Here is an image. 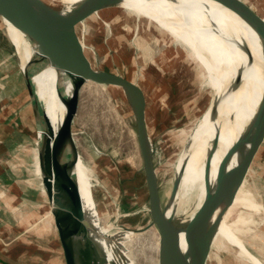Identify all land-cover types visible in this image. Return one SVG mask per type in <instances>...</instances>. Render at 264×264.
I'll list each match as a JSON object with an SVG mask.
<instances>
[{
  "label": "rangeland",
  "instance_id": "rangeland-1",
  "mask_svg": "<svg viewBox=\"0 0 264 264\" xmlns=\"http://www.w3.org/2000/svg\"><path fill=\"white\" fill-rule=\"evenodd\" d=\"M43 1L58 8L62 15L72 12L69 0H56L57 3L53 0ZM243 1L259 15L264 14L257 0ZM30 4L34 8L35 4L31 1ZM4 29L0 21V46L3 47L0 59H10V66L8 62H3L0 74L17 73L13 77L16 89L12 87L10 93L19 94L25 82L26 94L16 101V120L32 136L28 135L29 160L22 154L17 157L33 163L31 152L36 153L38 149L37 119L41 109L36 105L31 85L25 78L23 70L26 67L23 68L24 61L17 54L13 35L6 31L9 40ZM75 32L94 68L132 79L148 94L147 132L152 144L160 202L162 208H166L177 185L174 179L177 157L192 123L206 108L211 91L200 85L201 77L197 67L193 66L195 64L188 58H178H184L181 48L173 45L152 22L143 19L137 22L116 4L78 23ZM27 42L31 53L28 62L41 68L46 88L60 118L63 102L58 99L56 92L59 95L58 86L61 83L55 86V75H61V69L28 35ZM27 97L32 106H29ZM17 136L19 142L23 135L18 131ZM72 137L78 156L87 165L91 175L92 188L88 189L90 221L87 224L91 230L87 228L86 231L94 234L87 247L90 263L158 264L159 233L148 210V192L135 118L122 89L93 82L84 83L78 91L72 119ZM68 147L72 150L69 144ZM237 153L225 172L233 167ZM37 180L39 182V178ZM38 182L33 194L37 193L35 197L38 200L27 203L31 207L26 212L25 224L14 225L10 229L14 232L12 237L19 244L21 238L26 241V244L21 245H29L27 248L32 250L31 264H65L61 261L63 256L57 232L43 220L45 204ZM232 189L234 191L225 207L218 208L227 212V225L232 224L237 217L242 218L237 225L242 233L236 235L264 264V141L246 177L238 187ZM242 196L249 197L261 209L254 211L243 204L232 203L234 198ZM44 198L49 207L46 195ZM193 201L194 195L189 198L188 209L192 208ZM181 215L184 214L181 212ZM218 253V260L212 264H248L228 250ZM18 256L17 264L24 260V256Z\"/></svg>",
  "mask_w": 264,
  "mask_h": 264
},
{
  "label": "bare ground",
  "instance_id": "bare-ground-1",
  "mask_svg": "<svg viewBox=\"0 0 264 264\" xmlns=\"http://www.w3.org/2000/svg\"><path fill=\"white\" fill-rule=\"evenodd\" d=\"M29 1L35 4L34 8L40 6L37 0ZM68 2L73 12L85 8L89 0ZM116 5L137 22L141 19L152 22L173 45L181 48L184 58H178H188L194 63L201 77L200 85L211 91L206 108L192 123L177 157L174 172L176 189L172 200L164 208L166 218L176 228L184 227L206 203V197L213 194L216 183L227 170L235 152L238 153L231 169L241 162L249 149L264 95L263 42L252 22L219 0H117ZM260 16L264 18V14ZM0 20L6 31L13 35L17 54L24 61L23 68L26 67L22 69L25 78L35 90L36 101L47 113L55 134L61 124L60 118L46 88L41 68L28 62L31 53L27 35L9 20L3 17ZM59 159L62 163H72L73 151L68 144L61 151ZM74 161L68 172L78 184L83 220L72 234L71 241L77 260L81 264H91L87 258V247L94 234L86 232L87 228L91 230L87 225L90 221L88 189L92 188L91 175L80 156ZM233 191L229 189L224 193L223 201L219 202L208 222V225L212 222L217 225L209 239L206 264L215 263L218 252L227 250L248 264H263L236 235L242 233L237 227L242 218L237 217L232 224H225L227 212L222 211V208L230 200ZM192 195L195 201L192 208L188 209ZM233 202L254 211L261 209L259 204L246 196L236 197ZM219 206L222 208L219 209ZM178 244L180 250L186 253L182 232L179 233Z\"/></svg>",
  "mask_w": 264,
  "mask_h": 264
},
{
  "label": "water",
  "instance_id": "water-1",
  "mask_svg": "<svg viewBox=\"0 0 264 264\" xmlns=\"http://www.w3.org/2000/svg\"><path fill=\"white\" fill-rule=\"evenodd\" d=\"M37 1L40 6L33 8L29 0H0V16L33 39L56 67L68 74L75 72L78 76L69 99L59 97L56 92L58 99L60 98L65 105V111L55 134L45 110L38 113L42 119V126L46 128L45 137L38 145L41 181L48 203L52 202L51 213L64 263L81 264L74 254L71 236L83 220V208L78 184L69 175L68 170L78 156L72 137V119L76 110L78 91L84 83L93 82L121 88L131 106L148 192V210L151 221L159 233L158 264H206L210 250L209 239L217 225L216 222L208 225V222L224 198V193L238 187L246 177L252 160L264 141V95L257 113L251 144L244 158L236 167L222 174L213 194L209 198L206 197V203H203L204 205L193 214L186 225L176 228L166 218L160 202L152 144L146 125L148 94L132 79L94 68L75 32L78 23L116 4L117 0H89L85 8L64 15L43 0ZM219 1L252 22L260 34L264 48V18L243 0ZM67 144L73 151L72 163H62L59 159L61 151ZM50 156L54 157L52 173L49 165ZM54 197L59 198L57 200L61 205L54 201ZM180 232L184 233L186 253L180 250L178 244Z\"/></svg>",
  "mask_w": 264,
  "mask_h": 264
},
{
  "label": "crops",
  "instance_id": "crops-1",
  "mask_svg": "<svg viewBox=\"0 0 264 264\" xmlns=\"http://www.w3.org/2000/svg\"><path fill=\"white\" fill-rule=\"evenodd\" d=\"M257 2H259L260 10L264 11V0H257ZM8 39L10 40L9 37ZM0 50H3L2 46H0ZM9 60L10 59H0V67L3 62L4 64L5 62H8L10 66ZM60 71L62 76L55 75V86L61 83L58 86L60 92L59 95L64 99H69L72 92L74 91L75 80H77L78 76L77 73L68 74L62 69ZM15 74H17L15 71L13 74H11V72L4 75L0 74V264H17L16 260H18V257H20L18 255H21L22 257L24 256V260L19 264H31L32 250L27 248L29 245H21L26 244V241L21 240L22 238L19 239V244V241L12 237L14 232H12L10 229L14 225L17 226L18 224H21L23 226L25 224L26 212L29 211L31 207L27 203H33V201L38 200V197H35L37 196V193L36 195H33L36 192L38 178V183H40L41 199L45 204L43 220L45 219L46 223H48V225L54 229L55 227L51 213L52 202H49L48 207L44 198L45 189L41 181L42 173L39 165L38 149L36 153L33 151L31 152L33 163H30L29 161L26 162L25 159L17 157V155L22 154L23 157L29 160L30 151L27 146L30 145L29 138L32 136H30L31 134L29 135L27 128H24V125L23 127L20 126L16 120V101L21 98L23 94H26L27 87L24 82L23 89L20 90L19 94L10 93L12 87L16 89V87L13 85V77ZM31 89L33 90L32 95L36 99L35 90L32 86ZM27 99L29 101V106H32L29 97H27ZM36 105L38 106L39 104L36 102ZM64 111L65 105L63 103V108L60 113V122H62ZM38 116L40 117V115ZM39 117L37 119V125L39 126H37V145L40 144L41 139H43L46 134V128L42 126V119L39 120ZM18 131H20L23 135L19 142H17V137H19L17 136ZM49 162L50 171L52 173L54 167L53 156L49 157ZM32 166H34V168ZM15 199L18 203L15 201ZM57 199L59 198H55L54 201H56L58 205H61ZM25 230L26 227L24 228L23 232ZM18 244L19 246L17 247ZM57 260L60 261L59 258ZM61 261L64 263L63 258Z\"/></svg>",
  "mask_w": 264,
  "mask_h": 264
}]
</instances>
